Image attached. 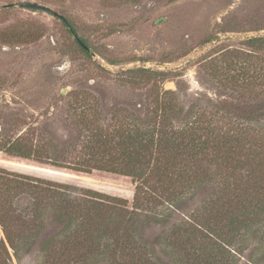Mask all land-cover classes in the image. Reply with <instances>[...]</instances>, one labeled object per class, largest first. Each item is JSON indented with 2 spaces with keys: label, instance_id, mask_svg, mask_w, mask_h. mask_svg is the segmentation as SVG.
I'll list each match as a JSON object with an SVG mask.
<instances>
[{
  "label": "rangeland",
  "instance_id": "obj_1",
  "mask_svg": "<svg viewBox=\"0 0 264 264\" xmlns=\"http://www.w3.org/2000/svg\"><path fill=\"white\" fill-rule=\"evenodd\" d=\"M20 2L50 12L6 6ZM55 13L69 21L88 53ZM252 38H264V0H0V144L18 141L31 155L25 160L0 151V169L49 183L77 202L113 204L106 197H116L131 209V178L67 169L87 154L92 127L110 131L139 124L143 114L150 119L165 91L173 92V103L199 109L204 120L220 118L226 131L263 126L264 44L252 47ZM150 71L164 76L150 78ZM175 180L166 179L165 187ZM198 182L186 198L145 204L135 219V239L166 264L173 258L164 252L174 226L215 197L212 177ZM35 202L33 192L13 194L12 206L25 218L39 212ZM56 211L41 209L49 221L29 253L17 259L9 249L10 264L38 263L43 240L62 234ZM239 243L249 250L238 264H264L260 251L255 262L247 257L261 240Z\"/></svg>",
  "mask_w": 264,
  "mask_h": 264
},
{
  "label": "trees",
  "instance_id": "obj_2",
  "mask_svg": "<svg viewBox=\"0 0 264 264\" xmlns=\"http://www.w3.org/2000/svg\"><path fill=\"white\" fill-rule=\"evenodd\" d=\"M61 21L71 28L69 21ZM69 31L75 33L73 28ZM77 43L88 53L83 41ZM247 43L262 45L264 38ZM161 76L164 73L150 71V78ZM172 97L173 92L165 91L155 99L150 119L147 114L138 119L145 121V128L140 121L110 131L90 128L87 154L67 168L85 175L97 171L131 178L135 184L131 209L116 197H106L113 204L97 198L77 202L49 183L0 169V264L11 263L9 249L17 259L30 252L49 221L41 212L47 206L57 210L54 219L64 225L62 234L40 244L37 264H166L151 245L135 239L132 228L139 211L149 203L168 204L172 196L186 198L193 183L211 177L215 197L174 226L164 256L172 252L170 264H238L249 250L239 241L255 238L263 246L253 249L248 260L255 262L258 251L264 256V125H232L226 131L220 118L204 120L199 109H186ZM176 122L183 125L174 127ZM0 151L31 159L18 141H4ZM201 164L209 169H200ZM171 178L175 182L165 187ZM18 190L34 193L39 212L25 218L14 210L12 199ZM92 256L102 259L91 261Z\"/></svg>",
  "mask_w": 264,
  "mask_h": 264
},
{
  "label": "water",
  "instance_id": "obj_3",
  "mask_svg": "<svg viewBox=\"0 0 264 264\" xmlns=\"http://www.w3.org/2000/svg\"><path fill=\"white\" fill-rule=\"evenodd\" d=\"M7 7L9 6H16V7H20V8H31V9H43V10H46L48 12H50V9L46 8V7H43V6H40V5H37L35 3H30V2H20V3H17V4H10V5H6ZM55 16H58L60 19H64L62 18L61 16H59L58 14L55 13ZM65 21V20H64ZM69 30L71 29L70 27H68ZM73 37L78 40V37L75 33H73Z\"/></svg>",
  "mask_w": 264,
  "mask_h": 264
}]
</instances>
